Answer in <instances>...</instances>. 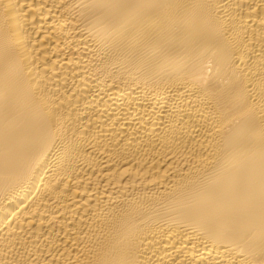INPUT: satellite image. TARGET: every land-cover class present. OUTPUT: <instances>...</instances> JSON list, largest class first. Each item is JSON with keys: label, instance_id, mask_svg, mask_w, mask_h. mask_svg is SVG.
Masks as SVG:
<instances>
[{"label": "bare ground", "instance_id": "obj_1", "mask_svg": "<svg viewBox=\"0 0 264 264\" xmlns=\"http://www.w3.org/2000/svg\"><path fill=\"white\" fill-rule=\"evenodd\" d=\"M0 264H264V0H0Z\"/></svg>", "mask_w": 264, "mask_h": 264}]
</instances>
